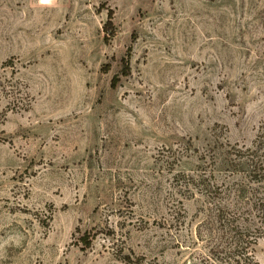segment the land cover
<instances>
[{
    "label": "rangeland",
    "instance_id": "1",
    "mask_svg": "<svg viewBox=\"0 0 264 264\" xmlns=\"http://www.w3.org/2000/svg\"><path fill=\"white\" fill-rule=\"evenodd\" d=\"M247 148L264 0H0V264H264Z\"/></svg>",
    "mask_w": 264,
    "mask_h": 264
},
{
    "label": "trees",
    "instance_id": "2",
    "mask_svg": "<svg viewBox=\"0 0 264 264\" xmlns=\"http://www.w3.org/2000/svg\"><path fill=\"white\" fill-rule=\"evenodd\" d=\"M124 67H127V65H124ZM237 157L238 159L235 163L241 164L244 167L245 172L250 175L254 181L258 182L264 178V160L257 154V148H247L242 154H237ZM187 181V184L192 183V187H197V189L202 191L204 195L208 197V204H205L204 207L205 218L202 221L206 226H210L212 229L227 228L228 230H230L231 227H235L233 226L234 219L226 215L223 206L214 203L211 204V198H213L214 194H219L217 191L220 186L219 184L211 180L205 172H199L195 175L192 174ZM197 232L200 235V230H197ZM82 239L85 243H89L86 236H82ZM233 240L234 239H232V241ZM231 243H233L231 244L232 246L229 245L226 247L222 245L221 242L215 241L210 248L213 257L220 259L222 253H226V248L231 250L230 247H232V250L236 251L238 245L241 244L238 239Z\"/></svg>",
    "mask_w": 264,
    "mask_h": 264
}]
</instances>
